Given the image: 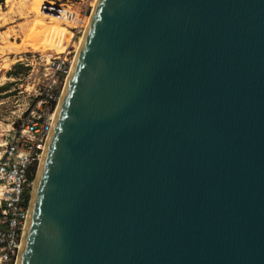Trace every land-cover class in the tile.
<instances>
[{
	"label": "water",
	"instance_id": "obj_1",
	"mask_svg": "<svg viewBox=\"0 0 264 264\" xmlns=\"http://www.w3.org/2000/svg\"><path fill=\"white\" fill-rule=\"evenodd\" d=\"M17 264H264V0H98Z\"/></svg>",
	"mask_w": 264,
	"mask_h": 264
},
{
	"label": "rangeland",
	"instance_id": "obj_2",
	"mask_svg": "<svg viewBox=\"0 0 264 264\" xmlns=\"http://www.w3.org/2000/svg\"><path fill=\"white\" fill-rule=\"evenodd\" d=\"M95 0H0V142L36 102L41 82L53 74L51 61L75 60L82 33L72 38L65 16L47 14L46 5H64L91 17ZM65 24V25H64ZM63 83V88L64 89ZM40 168V165H39ZM39 171V170H38ZM38 174V173H37ZM36 177L34 179V191Z\"/></svg>",
	"mask_w": 264,
	"mask_h": 264
},
{
	"label": "built area",
	"instance_id": "obj_3",
	"mask_svg": "<svg viewBox=\"0 0 264 264\" xmlns=\"http://www.w3.org/2000/svg\"><path fill=\"white\" fill-rule=\"evenodd\" d=\"M61 17L63 8L45 5L42 9ZM72 38L84 32L87 15L68 14ZM73 61L67 56L51 61L53 74L41 82L36 102L22 113L17 126L0 142V264H17L30 215L34 179L43 159L55 118L63 83Z\"/></svg>",
	"mask_w": 264,
	"mask_h": 264
},
{
	"label": "bare ground",
	"instance_id": "obj_4",
	"mask_svg": "<svg viewBox=\"0 0 264 264\" xmlns=\"http://www.w3.org/2000/svg\"><path fill=\"white\" fill-rule=\"evenodd\" d=\"M11 2H13V0H7V3H11ZM97 2H98V0H95V2H94V4H93V9L96 7V5H97ZM56 7L58 6V7H61V8H63V15L62 16H65L66 17V20L68 21V14L70 15V14H72V13H75L76 11L75 10H71V9H69V8H67V7H64V5L62 4V5H55ZM45 13H47V11L45 12ZM47 14H49V13H47ZM61 16V17H62ZM90 20H91V17H90V15L89 16H87L86 17V19H85V24H86V28H85V30H84V32H83V35L81 36V38H80V41H79V43H78V45H77V52L79 51V49H80V46H81V44H82V42H83V38H84V34L86 33V30H87V28H88V25H89V23H90ZM69 22V21H68ZM65 25V24H64ZM60 57V56H59ZM59 57H55V58H59ZM76 57V56H75ZM74 57V58H75ZM73 64H74V60H73ZM73 64H72V66H71V69H70V72H69V74L66 76V80H65V84H64V89H65V87H66V85H67V82H68V79H69V76H70V73H71V70H72V68H73ZM64 89L62 90V93L64 92ZM62 93H61V97H60V99L62 98ZM59 104V103H58ZM57 109H58V106H57V108H56V112H57ZM56 112H55V115H56ZM41 163H42V161H41ZM40 168H41V164H40ZM39 168V169H40ZM35 185H36V182H35Z\"/></svg>",
	"mask_w": 264,
	"mask_h": 264
}]
</instances>
